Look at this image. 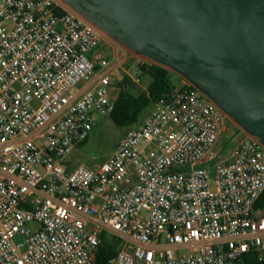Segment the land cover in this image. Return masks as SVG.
Here are the masks:
<instances>
[{
	"label": "built area",
	"instance_id": "2783aa9c",
	"mask_svg": "<svg viewBox=\"0 0 264 264\" xmlns=\"http://www.w3.org/2000/svg\"><path fill=\"white\" fill-rule=\"evenodd\" d=\"M104 36L62 0H0V264H94L102 233L121 240L107 264L264 262V145L203 165L227 116L191 85L69 168L120 93L116 61L89 57Z\"/></svg>",
	"mask_w": 264,
	"mask_h": 264
},
{
	"label": "water",
	"instance_id": "95a60500",
	"mask_svg": "<svg viewBox=\"0 0 264 264\" xmlns=\"http://www.w3.org/2000/svg\"><path fill=\"white\" fill-rule=\"evenodd\" d=\"M264 145V0H62Z\"/></svg>",
	"mask_w": 264,
	"mask_h": 264
},
{
	"label": "rangeland",
	"instance_id": "374dc122",
	"mask_svg": "<svg viewBox=\"0 0 264 264\" xmlns=\"http://www.w3.org/2000/svg\"><path fill=\"white\" fill-rule=\"evenodd\" d=\"M124 47V46H123ZM108 36H104L98 46L89 57L102 55L103 59L115 62L116 70L113 76V84L122 93L138 98L147 93L151 79L141 73L139 64L152 63L145 57L137 56L133 51L123 48ZM153 64V63H152ZM171 72V71H170ZM171 79L176 88L189 83L174 72H171ZM154 104L148 105L144 110H139L135 116L136 121L128 120L116 123L111 116H97L98 122L90 134L87 145L81 147L80 160L88 167H96L103 163L125 138L128 131L135 129L148 116ZM246 133L241 130L232 120L226 117L222 134L215 150L205 159L206 167L216 166L220 162H227L236 147L246 138ZM85 145V146H84ZM27 228L35 231L36 224L28 225Z\"/></svg>",
	"mask_w": 264,
	"mask_h": 264
},
{
	"label": "trees",
	"instance_id": "16d2710c",
	"mask_svg": "<svg viewBox=\"0 0 264 264\" xmlns=\"http://www.w3.org/2000/svg\"><path fill=\"white\" fill-rule=\"evenodd\" d=\"M138 68L143 75L151 79L147 93L135 98L122 93L121 90L115 103V110L111 114L116 123L128 120L136 121L135 116L140 109L144 110L148 105L154 104L163 95L176 88L171 79V72L165 68L152 63L139 64ZM184 87L189 88V85L185 84ZM190 87L192 88V86ZM256 208L264 211V192L258 199ZM120 246L121 240L119 238L102 233L101 244L95 253L94 264H107L117 255ZM242 264H264V262L260 261L255 254H250Z\"/></svg>",
	"mask_w": 264,
	"mask_h": 264
},
{
	"label": "crops",
	"instance_id": "0c3cea01",
	"mask_svg": "<svg viewBox=\"0 0 264 264\" xmlns=\"http://www.w3.org/2000/svg\"><path fill=\"white\" fill-rule=\"evenodd\" d=\"M96 58H97V60H99V59H102L103 57H102V55H99V56L96 57ZM100 117H101V116H100ZM146 117H147V116H146ZM146 117H145V118H146ZM145 118H144V119H145ZM144 119H143V120H144ZM141 123H142V122H141ZM141 123H140V124H141ZM140 124H139V125H140ZM138 127H139V126H138ZM136 128H137V127H136ZM88 140H89V139H88ZM88 140L86 141L87 143H88ZM86 142H85V143H86ZM85 143H84V144H85ZM87 143H86L85 145H87ZM85 145H84V146H85ZM81 146H82V145H81ZM81 146H80L77 150H75V152H74V153L72 154V156H71V164L69 165V168H70V169L75 168V167L80 166V165H85L84 162H82V161L80 160V157H81V154H82V153H81V150H82V148H83V147H81ZM112 154H113V153H112ZM112 154H111V155H112ZM111 155H110V156H111ZM110 156H109L104 162H106V161L110 158ZM104 162H103V163H104ZM103 163H101V164H103ZM101 164L97 165L96 167H99Z\"/></svg>",
	"mask_w": 264,
	"mask_h": 264
}]
</instances>
